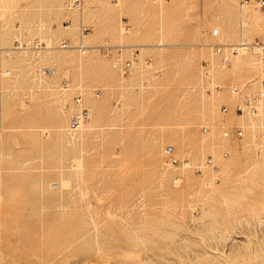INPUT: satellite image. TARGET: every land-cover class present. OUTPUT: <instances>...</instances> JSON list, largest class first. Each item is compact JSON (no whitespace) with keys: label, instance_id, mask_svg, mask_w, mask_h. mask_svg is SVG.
<instances>
[{"label":"rangeland","instance_id":"374dc122","mask_svg":"<svg viewBox=\"0 0 264 264\" xmlns=\"http://www.w3.org/2000/svg\"><path fill=\"white\" fill-rule=\"evenodd\" d=\"M72 1L0 0V264H264V8Z\"/></svg>","mask_w":264,"mask_h":264},{"label":"built area","instance_id":"2783aa9c","mask_svg":"<svg viewBox=\"0 0 264 264\" xmlns=\"http://www.w3.org/2000/svg\"><path fill=\"white\" fill-rule=\"evenodd\" d=\"M251 0H244L245 3H250ZM82 0H73L72 1V4L75 5V6H79L81 4ZM255 2L260 5V7L264 8V0H255ZM85 30V29H84ZM2 36H3V30H2V22H1V19H0V75H3L5 74L4 73V69L1 65V56H2V52L5 51L6 48L3 47L2 45ZM28 44L26 43H20L18 41H16L13 45L12 48L10 49H18V48H21L23 46H27ZM47 44L40 41V40H36L34 41L31 45H30V48L33 49L34 51H40L42 48H44ZM64 45L65 47H68V43L67 42H64ZM235 46H233V51H237L238 48H234ZM251 47L253 48V50L257 53L260 54L261 58L264 60V41H255L254 43L251 44ZM221 51V48L218 47L217 48V52H220ZM110 53H107V56H109ZM131 65V62L130 61H127L124 66L122 67L123 69V72H127L128 68L130 67ZM9 72L7 71L6 74H8ZM230 90L232 93H235V94H239L242 92V90L240 89L239 86H231L230 87ZM264 98V80L261 81L260 83V86H259V90H258V93L253 96L251 99H247L245 101V103L243 105H238L237 106V109L236 111L237 112H240V113H243L245 111V108L246 107H249L253 112L257 113L258 112V109L255 107V104L258 103V101L260 99ZM76 100V103L77 104H80L82 102V98L81 96H77L75 98ZM228 110V107L227 106H224L223 107V111H227ZM87 116V111L86 109H79L78 111H76L72 118H71V121H70V125H71V128L73 129H79L81 126H82V123L84 122L85 118ZM209 130L208 127H203V131L204 132H207ZM243 131L241 129L237 130L236 131V134L238 135H242ZM225 135H229V132H225ZM261 135L264 137V128L262 129V133ZM165 152L167 154V157L169 158L168 162L172 163V164H180V160L175 156V152H174V148L172 146H168L165 148ZM225 154H227V152H225ZM206 163L208 165H214V162H213V158L212 157H209L206 161ZM175 182L178 181V178H175L174 179Z\"/></svg>","mask_w":264,"mask_h":264},{"label":"bare ground","instance_id":"6f19581e","mask_svg":"<svg viewBox=\"0 0 264 264\" xmlns=\"http://www.w3.org/2000/svg\"><path fill=\"white\" fill-rule=\"evenodd\" d=\"M244 4H246V3H244ZM3 29V28H2ZM19 42V41H18ZM225 45V44H224ZM227 45V44H226ZM231 45H235V47L236 48H238L237 49V52H239V51H246V50H249V48L251 47V44L249 43V42H246L245 40H241L239 43H237V44H228V46L227 47H229V46H231ZM27 49H29L30 48V46L29 45H27V46H25ZM47 47V45L44 47V48H42L40 51H35L36 53H38V54H40V52L41 51H44L45 50V48ZM63 47H65L64 46V44H63ZM68 47H69V45H68ZM79 49H81L82 51H85V45L83 44V43H80L78 46H77ZM234 47V48H235ZM5 48V47H4ZM7 49V48H6ZM22 49H23V47H22ZM18 49H12V50H10L11 52H14V51H17ZM33 50V49H32ZM34 51V50H33ZM252 51V50H251ZM7 71L9 72L8 74H6L7 73ZM48 71H53V69H48ZM4 73L5 74H3L4 76H8L9 74H10V71L9 70H6V69H4ZM264 79H262L261 81H263ZM233 86H237V85H233ZM259 86H260V84H259ZM259 90V89H258ZM230 92H231V90H230ZM232 93V92H231ZM235 94V93H234ZM261 107L263 108V101H264V98H262L261 100ZM75 102H76V100H75ZM81 104V103H80ZM80 104H78V105H80ZM82 108V107H81ZM82 125H83V123H82ZM70 127V129L71 130H78V129H73V128H71V125L69 126ZM82 127V126H81ZM80 127V128H81ZM205 127V126H204ZM207 127V126H206ZM251 127H253V125H251ZM79 128V129H80ZM209 128V127H208ZM203 130V129H202ZM207 132H209V130L207 131ZM207 132H205V133H207ZM225 134V133H224ZM263 137V136H262ZM264 138V137H263ZM203 158V157H202ZM207 161V160H206ZM206 161H205V165H208L207 163H206ZM214 162V161H213ZM186 165H188L189 164V162H184ZM212 167H214V170H216L217 169V166L216 165H211ZM216 167V168H215Z\"/></svg>","mask_w":264,"mask_h":264}]
</instances>
